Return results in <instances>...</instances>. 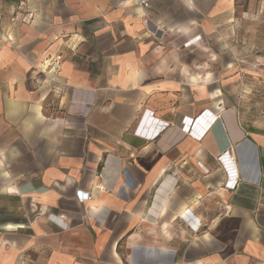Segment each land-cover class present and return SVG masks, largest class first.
<instances>
[{
  "label": "crops",
  "instance_id": "obj_1",
  "mask_svg": "<svg viewBox=\"0 0 264 264\" xmlns=\"http://www.w3.org/2000/svg\"><path fill=\"white\" fill-rule=\"evenodd\" d=\"M234 5L0 0V264H264Z\"/></svg>",
  "mask_w": 264,
  "mask_h": 264
},
{
  "label": "rangeland",
  "instance_id": "obj_2",
  "mask_svg": "<svg viewBox=\"0 0 264 264\" xmlns=\"http://www.w3.org/2000/svg\"><path fill=\"white\" fill-rule=\"evenodd\" d=\"M220 30L221 46L231 48L232 73H239L237 104L241 110L264 113V0H235L230 20Z\"/></svg>",
  "mask_w": 264,
  "mask_h": 264
},
{
  "label": "built area",
  "instance_id": "obj_3",
  "mask_svg": "<svg viewBox=\"0 0 264 264\" xmlns=\"http://www.w3.org/2000/svg\"><path fill=\"white\" fill-rule=\"evenodd\" d=\"M229 185L233 187L234 186V182L230 183ZM80 197H81V199H87V198L91 197V195L88 194V193H85V194H82V196H80Z\"/></svg>",
  "mask_w": 264,
  "mask_h": 264
}]
</instances>
